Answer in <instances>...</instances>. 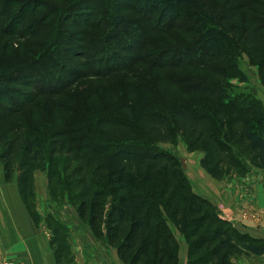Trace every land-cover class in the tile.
<instances>
[{
  "label": "trees",
  "instance_id": "16d2710c",
  "mask_svg": "<svg viewBox=\"0 0 264 264\" xmlns=\"http://www.w3.org/2000/svg\"><path fill=\"white\" fill-rule=\"evenodd\" d=\"M38 1L0 0V21L13 14L0 28L28 37L27 53L19 60L28 66L26 76L36 77L25 82L37 89L63 93L61 87L68 83L56 68L65 67L59 52L65 53L66 45L73 57L82 54L86 60L79 75L134 71L127 69L146 62L147 56L156 67L177 70L165 80L167 85L157 82L155 91L148 93L151 96L139 91L130 102L128 98L113 102L114 97L106 95L107 104L102 98L90 104L91 93L74 116L66 114L71 124L61 129L81 131L79 137L88 139L81 149L99 156L89 180L68 184L72 190L81 187L73 195L92 234L115 247L125 264H178L179 244L172 224L187 238L188 264H231L235 254L264 253V240L220 217L211 199L190 187L181 158L163 146L174 144L176 133L187 135L188 149L202 150L199 163L215 178L248 171L250 162L236 142L244 141L255 152L256 164L264 165L262 102L248 91L231 94L227 80L233 75L246 80L232 60L236 56L231 44L236 41L256 60L264 82V0H71L68 4L49 0L44 20L29 14L38 12ZM17 2L21 5L12 11ZM104 4H110L104 12L106 24L94 15ZM65 7L68 14L86 8L82 21L70 16L66 31L58 25L52 31L47 27L51 18L57 23L64 18L52 14ZM73 27L78 30L73 32ZM172 30L193 32L184 35L192 41L169 50H146L151 42L166 45ZM159 33L165 36L158 38ZM8 64L9 59L0 57V96L11 95L10 84L15 81ZM182 66L204 70L193 67L182 77ZM69 70L72 75L79 71ZM193 72L201 77L195 79ZM128 87L135 91L134 84ZM3 137L0 132V145ZM10 165L7 159L6 179L12 173ZM17 187L25 198L26 173L17 176ZM201 249L205 252L198 254Z\"/></svg>",
  "mask_w": 264,
  "mask_h": 264
},
{
  "label": "rangeland",
  "instance_id": "374dc122",
  "mask_svg": "<svg viewBox=\"0 0 264 264\" xmlns=\"http://www.w3.org/2000/svg\"><path fill=\"white\" fill-rule=\"evenodd\" d=\"M53 1L68 4L71 0ZM38 3H40V6H37L38 12L35 10L29 14L44 20L49 15L45 12L49 0H39ZM20 5L19 2L15 3L12 11L17 7L19 8ZM109 6L110 4H104L98 15L97 13L94 14L95 18L100 19V23H107V16L104 12ZM229 6L231 7V5ZM60 9L61 12L55 11L52 16L58 14L59 17L64 16V18L60 23L51 18L52 20L47 27L53 28L52 31H56L57 29L54 27L58 25L60 31L64 32L65 26H69L70 16L82 21L85 15L82 13L86 10V8H82L81 13H78L75 9L72 14H68L66 7ZM43 12L44 14H42ZM12 15V13L4 15L0 21V27L8 19L10 20ZM230 22L228 21L226 24ZM77 30L74 28L72 31ZM167 33L170 36L165 38L166 45L151 42L147 45L146 50L149 52L169 50L192 41V38H186L184 35L193 32L182 33L172 30ZM156 36L160 38L165 35L159 33ZM134 42H137L136 39ZM29 45L28 37L18 34L13 29L4 33L3 29L0 28V57L10 60L7 68L9 71L11 69L12 75L16 76L13 78L15 81L12 80L13 82L11 81L10 84L13 87L11 95L0 96V132L4 133L0 145V173H4V177L0 181L7 187L10 186L11 182L17 185V176H20V173L27 174L26 194L25 198L22 195V200L35 224L49 237L56 264H84L85 258L88 260L97 259L99 264H104L105 258L112 257L113 259L114 252L111 250L113 246L109 245L104 238L95 237L86 219L79 216L76 207L78 199L73 195V192H77L81 187L75 190L68 187V184H84L86 179L89 180L93 175L95 162L99 156L81 149L88 143V139L79 137L81 131L61 129L63 126L68 129L69 124H71L66 114L71 117L74 116L76 114L74 111L81 108L83 101L91 93V98H88L90 104H96L99 99H103L106 95L113 96V102L126 98L130 102L137 99L134 97H139V91L151 96L148 93L155 91L157 82L162 81L166 84V81L170 80L174 76V71L177 70L172 66L156 67L147 56L146 62L136 63L132 69H127H135L134 71L109 74L106 71L102 73L104 74L102 76L79 75L85 71L84 63L86 60L82 54L73 57L70 54L71 50L66 45L65 53L59 52V58L65 67L56 69L60 70L59 74L63 71L60 78L65 80L68 85H63L61 87L63 93L57 94L52 91L37 89L38 86H32L29 81L25 82L28 78L31 81L33 79L36 81V77L26 76L28 66L23 65V61L20 62L19 60L20 56L27 53L26 50ZM231 47L232 50L235 49L233 53L236 56L232 57V60L243 70L246 80H240L235 75L229 76L227 78L230 82L229 91L231 94L239 91L251 92L262 102L264 107V82L259 75L258 63L249 50L237 44L236 41L231 44ZM220 58L225 59L224 56ZM72 67L79 70L77 74L72 75L69 70ZM193 67L200 71L204 70V68ZM193 67L182 66L179 69L182 71L180 75L182 77L188 76ZM193 73L195 79L201 77L200 74ZM130 84L135 85V91L128 87ZM105 102L107 104L108 99ZM154 107L155 105H152L150 109ZM234 125L238 128V125ZM192 138L196 140L195 137ZM189 140L187 135L176 133L173 138L174 144L162 145L181 158L183 169L191 182L190 187L209 197L215 204L219 216L229 221L233 227L237 228L235 223L245 221L254 224L257 228L264 229V165L258 166L256 164L255 152L246 147L244 141L236 142L243 157L250 162L248 171L242 175L227 174L221 178H215L199 163L203 154L202 150L188 149ZM7 159L11 161L12 170L8 179L5 178L4 172V164ZM1 183L0 188H2ZM0 203H3L1 199ZM172 229L179 244L178 264H188L190 260L187 256V238L174 224H172ZM262 239L264 240V238ZM75 240L80 242L81 246L77 247ZM237 244L241 245L242 241H238ZM74 252L76 255H73ZM197 252L200 254L204 253L205 250L201 249ZM242 253L245 251L233 255L231 264H241ZM260 254L262 255L256 258H261L260 264H264V253ZM76 256L77 261L74 259ZM247 259L250 261L243 264H252L251 260L253 259Z\"/></svg>",
  "mask_w": 264,
  "mask_h": 264
},
{
  "label": "crops",
  "instance_id": "0c3cea01",
  "mask_svg": "<svg viewBox=\"0 0 264 264\" xmlns=\"http://www.w3.org/2000/svg\"><path fill=\"white\" fill-rule=\"evenodd\" d=\"M2 177H4V173L1 172L0 180ZM0 199L3 201V203H0V256L12 260L13 264H56L49 237L46 232L35 224L30 216L18 192L17 185L12 182L8 187L2 184ZM235 224L241 231L264 238L263 228H257L254 224L245 221ZM69 241L72 242L71 239ZM74 242L77 247L81 246L80 242L78 243L76 240ZM111 250L114 252L113 259L112 257L105 258L104 264H124L118 257L116 248L113 247ZM242 254L241 264L249 262L250 260L247 258L253 259L251 260L252 264H260L261 262V258L257 259L256 257L262 254L250 252ZM73 255H76L75 252ZM74 259L77 261V256ZM84 264L99 263L97 259L88 260L85 258Z\"/></svg>",
  "mask_w": 264,
  "mask_h": 264
},
{
  "label": "built area",
  "instance_id": "2783aa9c",
  "mask_svg": "<svg viewBox=\"0 0 264 264\" xmlns=\"http://www.w3.org/2000/svg\"><path fill=\"white\" fill-rule=\"evenodd\" d=\"M0 264H13V261L5 256H0Z\"/></svg>",
  "mask_w": 264,
  "mask_h": 264
}]
</instances>
